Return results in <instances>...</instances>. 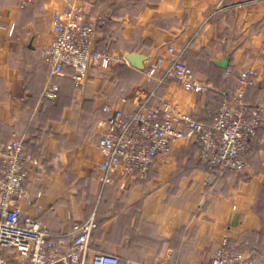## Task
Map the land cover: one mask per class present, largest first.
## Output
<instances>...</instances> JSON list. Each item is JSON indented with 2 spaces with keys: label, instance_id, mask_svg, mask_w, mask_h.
I'll list each match as a JSON object with an SVG mask.
<instances>
[{
  "label": "crops",
  "instance_id": "1",
  "mask_svg": "<svg viewBox=\"0 0 264 264\" xmlns=\"http://www.w3.org/2000/svg\"><path fill=\"white\" fill-rule=\"evenodd\" d=\"M77 5L84 21L101 23L93 48L140 52L143 68L118 61L93 68L78 86L68 68L51 76L42 57L50 15ZM168 46L185 47L183 61L212 88L156 86L161 69L147 79L152 62L169 57ZM224 57L226 68L215 64ZM247 67L261 86H247L244 98L264 104V0H0V143L23 140L33 157L20 206L63 247L73 227L93 214L98 228L89 255L116 254L119 264H206L224 239L264 264V123L242 174L210 178L193 167L196 153L180 139L142 178L118 175L102 187L95 177L105 106L131 113L153 92L150 104L166 100L205 120ZM212 69L221 71L217 79L209 77ZM51 83L59 90L54 101L43 96Z\"/></svg>",
  "mask_w": 264,
  "mask_h": 264
},
{
  "label": "built area",
  "instance_id": "2",
  "mask_svg": "<svg viewBox=\"0 0 264 264\" xmlns=\"http://www.w3.org/2000/svg\"><path fill=\"white\" fill-rule=\"evenodd\" d=\"M82 11L78 5L54 10L50 15L51 39L42 51L49 74L61 76L68 68L77 86L87 80L92 67L108 68L118 61L128 62L124 54H113L109 46L92 47L97 22L84 21ZM168 51L169 57H158L152 62L144 73L147 79L154 76L155 69H161L156 86L175 81L190 92L212 88L183 61L185 47L168 46ZM256 77L252 67L238 71L237 88L227 93L212 111L210 123L198 121L166 100L150 104L153 92L143 97L131 113L105 106L103 111L109 113L101 120L102 160L96 169V179L103 187L113 184L118 175L142 178L168 151L170 142L180 139L198 144V158L204 166L219 168L221 173L245 172L250 146L264 123V105L257 102L251 106L244 98L245 88L257 85ZM43 96L56 100L58 85L48 84ZM32 160L23 140L0 143V264H118L114 254L89 255L92 232L97 226L93 214L73 227L71 240L63 247L38 215L20 206L19 198L26 193L24 185ZM206 264L253 262L224 239Z\"/></svg>",
  "mask_w": 264,
  "mask_h": 264
},
{
  "label": "trees",
  "instance_id": "3",
  "mask_svg": "<svg viewBox=\"0 0 264 264\" xmlns=\"http://www.w3.org/2000/svg\"><path fill=\"white\" fill-rule=\"evenodd\" d=\"M100 22H98L97 23V27H96V29H98V27L100 26ZM93 68H96V67H92L90 70H92ZM89 70V71H90ZM226 72V70H224V74H226L225 73ZM221 73V71H217V70H211L210 71V75H209V77L211 78V80H213L214 78H216L217 79V76H219V74ZM88 77H89V72H88ZM88 77H87V79H88ZM238 77V76H237ZM257 79V78H256ZM249 87H253V86H249ZM258 87H254V90L255 89H257ZM59 91V90H58ZM58 96H59V92H58ZM245 96V95H244ZM245 100L252 106V105H254L255 103H257L256 101H248L247 99H246V97H245ZM54 101V100H53ZM222 101V100H221ZM220 104H221V102H220ZM220 104H218V106L220 105ZM218 106H216V107H213V108H209L208 110H207V118L205 119V120H200V119H197L198 121H202V122H204V123H210V121H211V119H212V117H211V113H212V111L214 110V109H216ZM212 107V106H211ZM255 141H256V139L254 140V142L253 143H255ZM189 143L191 144L190 145V147H191V150H193V151H195V153L197 154H199V146H198V144L197 143H195V142H192V141H189ZM27 149V148H26ZM27 151H29L28 149H27ZM30 152V151H29ZM190 161H191V159H190ZM189 162V161H188ZM196 167V168H199V169H202L203 171H207V169H206V166L204 167L203 166V164H201L200 163V161H198V159L196 160V163L195 164H193V167ZM208 168V167H207ZM187 168H185V170H186ZM209 170H210V174H211V177L212 176H218L219 174H222V173H227V172H231V171H223L222 173L219 171V168H214V169H210V168H208ZM182 171L184 170V168H182L181 169ZM184 170V171H185ZM177 173H179L180 175L181 174H183V173H181V172H177ZM234 173V172H233ZM180 175H178L177 176V178L179 179L180 178ZM97 222V221H96ZM98 228V223H97V226H96V228L95 229H97ZM94 229V230H95ZM93 230V231H94ZM239 250L246 256V257H248L249 259H251V257L249 256V255H247L245 252H243L240 248H239ZM105 253H108V252H105ZM108 254H112V253H108ZM114 255H116V254H114ZM117 257V256H116ZM118 258V257H117ZM252 260V259H251ZM253 262V261H252ZM118 264H119V259H118Z\"/></svg>",
  "mask_w": 264,
  "mask_h": 264
},
{
  "label": "water",
  "instance_id": "4",
  "mask_svg": "<svg viewBox=\"0 0 264 264\" xmlns=\"http://www.w3.org/2000/svg\"><path fill=\"white\" fill-rule=\"evenodd\" d=\"M125 58L127 59L128 63L131 64L132 66L141 69L144 66V59L145 56L144 54L140 52H127L124 54ZM215 64H217L220 67L226 68L228 66V59L226 57L220 59V60H215Z\"/></svg>",
  "mask_w": 264,
  "mask_h": 264
},
{
  "label": "rangeland",
  "instance_id": "5",
  "mask_svg": "<svg viewBox=\"0 0 264 264\" xmlns=\"http://www.w3.org/2000/svg\"><path fill=\"white\" fill-rule=\"evenodd\" d=\"M257 81H258V80H257ZM256 86H258V87L261 86V82L258 81ZM259 103H261V102H259ZM261 104H262V103H261ZM263 105H264V104H263ZM252 145H253V144H252ZM98 147H99V142H98ZM250 147H252V146H250ZM100 152H101V151H100ZM196 156H197L198 161H200L199 158H198V153L196 154ZM200 163H201V162H200ZM201 164H202V163H201ZM203 166H204V165H203ZM204 167H205V166H204ZM206 169H207V171H205V172L209 175L210 178L214 179L215 176H212V177H211V174L209 173L210 170H209L207 167H206ZM246 169H247V167H246ZM231 172H232V171H231ZM234 173H235V172H234ZM242 173H244V172H242ZM242 173H235V174H242Z\"/></svg>",
  "mask_w": 264,
  "mask_h": 264
}]
</instances>
